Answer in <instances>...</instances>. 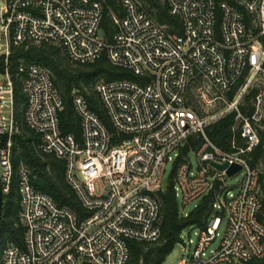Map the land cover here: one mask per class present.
<instances>
[{
	"label": "built area",
	"instance_id": "1",
	"mask_svg": "<svg viewBox=\"0 0 264 264\" xmlns=\"http://www.w3.org/2000/svg\"><path fill=\"white\" fill-rule=\"evenodd\" d=\"M180 31L161 25L139 0H122L113 15L116 33L102 35L99 0H0V179L4 193L13 180L12 147L17 131L11 57L15 47L53 45L75 64L104 53L137 80L100 82L97 91L114 131L75 91L82 139L63 133V99L49 69L21 64L27 96L26 122L42 137L41 149L66 163V180L90 216L83 222L18 173L23 246L9 243L3 264H129L130 242H157L161 235L159 194L166 168L182 212L195 207L217 182L220 190L202 226L187 229L179 264H249L264 258L263 196L259 173L248 155L258 146L264 118V0H162ZM255 91L254 109L242 110ZM231 97V94H233ZM234 114V151L217 147L206 128ZM204 142L178 162L189 137ZM211 163L240 165L229 177ZM177 164V165H176ZM175 168V174H173ZM236 178L233 185L229 179ZM99 188L100 193L97 192ZM194 207V208H195ZM224 224V230L222 226ZM194 235V238L192 237Z\"/></svg>",
	"mask_w": 264,
	"mask_h": 264
},
{
	"label": "trees",
	"instance_id": "2",
	"mask_svg": "<svg viewBox=\"0 0 264 264\" xmlns=\"http://www.w3.org/2000/svg\"><path fill=\"white\" fill-rule=\"evenodd\" d=\"M104 5V18L101 25L102 35L111 42L116 33L113 15L121 17L124 14L122 0H99ZM149 13L161 24L168 26L171 31H180L181 23L171 15L168 5L162 0H139ZM21 64H39L49 69L53 81L63 99L64 109L59 115L60 127L63 133L75 134L77 140L82 139V128L74 108V92L82 93L91 110L96 112L114 131L110 119L103 107L100 94L97 91L99 82H110L120 79L137 80L131 71L115 67L106 53L93 63L79 65L71 62L61 48L53 45H33L15 47L11 57V72L14 80L15 111L14 119L17 131L13 135L12 166L13 180L9 191L4 193L3 216L0 225V264L4 247L9 243L23 246L25 229L19 218L21 197L18 190V173L22 167L30 172L31 183L39 191L50 195L61 207L72 210L83 222L90 212L83 206L65 176L66 163L54 154L45 153L41 149L42 137L32 130L26 122L27 96L23 90L25 73L19 72ZM234 93L231 94L233 97ZM256 92L251 91L245 98L242 110L252 111L249 101L255 100ZM235 115L206 128L207 137L220 149L234 151L233 142L238 146L244 145V140L232 133ZM204 138L199 134L189 137L187 144L181 150L177 164L189 154L199 150ZM264 159V131L261 133L258 146L248 155L249 165L257 170L258 164ZM176 164V165H177ZM175 168L173 174H175ZM262 183V177L260 179ZM221 183L217 182L214 189L205 196L185 217L182 206L176 198L173 182L159 194L161 200L160 230L157 242H130L129 264H163L173 252L176 245L182 242V234L191 227L202 226L212 215V204ZM264 189V188H263ZM262 191V190H261ZM4 192V191H3ZM263 196V193H262ZM259 219L264 222V197ZM249 264H264V258Z\"/></svg>",
	"mask_w": 264,
	"mask_h": 264
},
{
	"label": "rangeland",
	"instance_id": "3",
	"mask_svg": "<svg viewBox=\"0 0 264 264\" xmlns=\"http://www.w3.org/2000/svg\"><path fill=\"white\" fill-rule=\"evenodd\" d=\"M249 103H250L251 107L254 106V102H253L252 99L249 101ZM263 131H264V118H263V123L261 124L260 127H258V134H259V139L260 140H261V133ZM190 158H191V162H192L193 166L196 167L197 164H198V160H197L196 156L194 154H191L190 155ZM171 170H172L171 165H168L167 168H166V174H165V178H164L165 184L169 183V179H170L169 178V175L171 173ZM257 171L259 173V182H260V179L262 177V183H260V187H261V190H262V193H263V197H264V189H263L264 188V159L258 164ZM235 179L236 178L229 179V183L228 184L229 185L235 184L234 183ZM97 192L100 193L99 188H98ZM196 203L197 202H194L193 204L189 205L187 207V209L188 210L194 209ZM223 230H224V224L222 226L221 232H223ZM189 233L190 232L188 230H186L182 234V240L185 242V244H187L188 241H189ZM192 237L194 238V235L193 234H192ZM184 246L185 245H184L183 242L177 244L176 247H175V249L173 250V252L167 257V259L165 260V262L163 264H179V262L182 260V258L186 255V253L184 251Z\"/></svg>",
	"mask_w": 264,
	"mask_h": 264
},
{
	"label": "water",
	"instance_id": "4",
	"mask_svg": "<svg viewBox=\"0 0 264 264\" xmlns=\"http://www.w3.org/2000/svg\"><path fill=\"white\" fill-rule=\"evenodd\" d=\"M211 165L220 171H226L229 177H232L233 175L237 174L242 170V166L237 164L229 165L228 163H224V164L211 163ZM3 204H4V192L0 179V225L3 216V209H4Z\"/></svg>",
	"mask_w": 264,
	"mask_h": 264
}]
</instances>
